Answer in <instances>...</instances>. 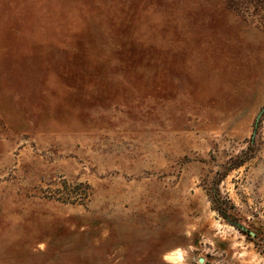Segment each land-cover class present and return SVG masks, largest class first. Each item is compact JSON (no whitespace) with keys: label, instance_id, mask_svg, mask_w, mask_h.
<instances>
[{"label":"rangeland","instance_id":"obj_1","mask_svg":"<svg viewBox=\"0 0 264 264\" xmlns=\"http://www.w3.org/2000/svg\"><path fill=\"white\" fill-rule=\"evenodd\" d=\"M0 264H264V0H0Z\"/></svg>","mask_w":264,"mask_h":264},{"label":"trees","instance_id":"obj_2","mask_svg":"<svg viewBox=\"0 0 264 264\" xmlns=\"http://www.w3.org/2000/svg\"><path fill=\"white\" fill-rule=\"evenodd\" d=\"M263 1V0H262Z\"/></svg>","mask_w":264,"mask_h":264}]
</instances>
